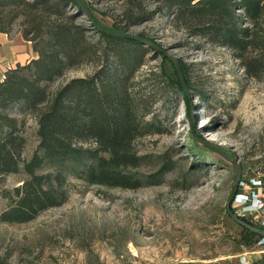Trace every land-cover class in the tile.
<instances>
[{"label": "rangeland", "instance_id": "1", "mask_svg": "<svg viewBox=\"0 0 264 264\" xmlns=\"http://www.w3.org/2000/svg\"><path fill=\"white\" fill-rule=\"evenodd\" d=\"M142 1L143 7H153L151 0ZM88 2L98 25L109 28L121 20L123 0ZM76 22L87 24L82 15ZM18 31L16 20L4 41L15 55H5L0 44V74L31 54ZM126 32L157 47H148L140 72L175 73L163 51L188 77L186 103L176 89L157 100L154 111L165 133L137 138L133 147L142 159L127 169L145 176L165 161L169 170L153 184L134 189L88 184L68 175L62 204L27 222H0L1 263L258 264L264 240L249 238L227 215L225 203L235 174L227 159L236 157L240 176L230 209L256 227L264 222V77L248 78L229 49L191 36L163 14ZM94 69L93 64L67 69L48 89ZM15 115L23 122L20 157L27 160L37 144L36 123L31 113ZM201 141L219 147L225 158ZM26 178L22 170L0 176V211L6 206L3 193Z\"/></svg>", "mask_w": 264, "mask_h": 264}, {"label": "trees", "instance_id": "2", "mask_svg": "<svg viewBox=\"0 0 264 264\" xmlns=\"http://www.w3.org/2000/svg\"><path fill=\"white\" fill-rule=\"evenodd\" d=\"M123 2L121 20L111 30L126 32L163 14L191 36L229 49L248 78L264 77V0H151L152 8L143 7L142 0ZM81 15L74 0H0V33L9 34L18 20L21 38L35 53L0 77V176L19 170L27 175L3 193L0 222H27L62 204L68 175L88 184L134 189L153 184L169 170L165 161L145 176L127 169L142 159L133 147L137 138L165 133L154 111L161 95L176 89L186 103L175 73L140 72L148 47L100 32L95 19L76 22ZM86 64L95 65L89 75L49 91L65 70ZM15 111L31 113L36 123L37 144L27 160L20 157L23 122ZM241 228L249 238L261 239Z\"/></svg>", "mask_w": 264, "mask_h": 264}, {"label": "water", "instance_id": "3", "mask_svg": "<svg viewBox=\"0 0 264 264\" xmlns=\"http://www.w3.org/2000/svg\"><path fill=\"white\" fill-rule=\"evenodd\" d=\"M74 1L78 5V7L81 11V14L83 17H85L86 21L88 23H93L94 19L91 15L90 10L87 7L85 1L84 0H74ZM94 26L97 30H99L100 32H103L105 34H108V35H111L114 37H119V38L131 39V40H134V41L138 42L139 44H141L145 47H150L153 50H157V47L153 43H151L146 38H144L140 35H131V34H128L127 32L114 31V30H111L109 28L102 27V26L98 25L97 23H95ZM161 55L169 58V60L171 61L172 65H173L177 80H178L179 84L181 85L182 89L185 91V82H184L183 75H182V72L180 70L178 62L176 61V59L174 57L165 54L163 51H162ZM201 143L203 144V146H205L209 150H211V151H213V152L217 153L218 155L225 158L224 154L219 150V147H217L214 144L207 142V141H201ZM227 160L229 162H231V164L234 165L235 174H234V179H233V182H232V185L230 187L228 197H227V200L225 203V212L236 224L244 227L245 229L249 230L252 233H255L256 235L260 236L261 239H264V228L256 227L254 225H251V224L244 222L243 220L239 219L237 217V215L234 212H232L230 209V204L232 203V201L235 197V190H236V187L238 185V180H239V176H240V165L237 162L236 157H233V158L227 159ZM258 264H264V255L261 257Z\"/></svg>", "mask_w": 264, "mask_h": 264}, {"label": "crops", "instance_id": "4", "mask_svg": "<svg viewBox=\"0 0 264 264\" xmlns=\"http://www.w3.org/2000/svg\"><path fill=\"white\" fill-rule=\"evenodd\" d=\"M6 36H7V34H5V33H0V44L2 45V47H1V51H3V53L5 54V55H7V56H13V55H15V53H16V51H15V48H13L12 47V45H9V44H5L4 43V41H5V38H6ZM19 37H20V39H22L21 38V36H20V33H19ZM23 40V39H22ZM25 41V40H24ZM27 44L25 45H23V48L25 49V46H26V48H30V50H31V45H30V43L29 42H27V41H25ZM35 56V53L31 50V54H30V56L27 58V59H25L23 62H21V63H19V62H16V63H19V64H23V63H25L27 60H29L30 58H32V57H34ZM17 57H18V55H17ZM8 68V67H7ZM2 73H3V71L1 72V74H0V77H1V75H2Z\"/></svg>", "mask_w": 264, "mask_h": 264}, {"label": "built area", "instance_id": "5", "mask_svg": "<svg viewBox=\"0 0 264 264\" xmlns=\"http://www.w3.org/2000/svg\"><path fill=\"white\" fill-rule=\"evenodd\" d=\"M235 197H236V196H235ZM235 197H234V198H235ZM260 224H261V226L264 227V222H263V223H260ZM263 240H264V239H261V241H263Z\"/></svg>", "mask_w": 264, "mask_h": 264}]
</instances>
